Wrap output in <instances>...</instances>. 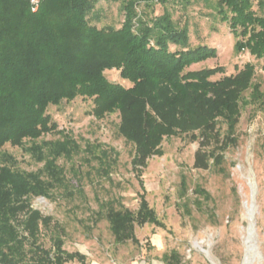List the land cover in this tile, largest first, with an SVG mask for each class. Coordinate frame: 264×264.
Listing matches in <instances>:
<instances>
[{
    "label": "trees",
    "instance_id": "trees-1",
    "mask_svg": "<svg viewBox=\"0 0 264 264\" xmlns=\"http://www.w3.org/2000/svg\"><path fill=\"white\" fill-rule=\"evenodd\" d=\"M99 1L0 0V264H65L73 259L86 264L85 254L65 249L64 225L34 208L32 199L50 198L58 188L72 194V178L78 181L74 189L82 188L77 169L84 162L97 163L99 174L109 176L119 152L102 142L84 146L59 129L50 105L82 96L92 99L96 117L118 114V132L134 149L131 163L142 190L140 204L133 210L115 199H99L96 216H106L116 242L140 244L137 226H166L150 206L142 178L149 158L164 154L163 140L184 135L198 141L193 166L224 170V152L238 141L243 93L252 89L253 99L264 104V90L254 82L256 65L250 61L230 74L224 65L188 69L216 57L218 49L192 46L186 22L173 18L176 8L205 3L213 9L211 16L229 25L236 38L234 51L248 50L264 68V0L258 2L260 12L254 0H106L121 3L124 19L119 27L98 25ZM157 3L163 12L151 14ZM113 68L132 85L109 80L105 71ZM218 73L223 75L214 79ZM55 131L62 136L40 140ZM7 143L23 147L43 164L36 170L21 168L4 150ZM76 156L83 161L69 178L59 159ZM181 189L185 195L186 175ZM195 192L211 198L201 185ZM184 205L190 212L186 201ZM178 257L177 251L165 254L169 260Z\"/></svg>",
    "mask_w": 264,
    "mask_h": 264
},
{
    "label": "rangeland",
    "instance_id": "rangeland-1",
    "mask_svg": "<svg viewBox=\"0 0 264 264\" xmlns=\"http://www.w3.org/2000/svg\"><path fill=\"white\" fill-rule=\"evenodd\" d=\"M259 1L254 0V8L260 12ZM97 8L101 18L97 22L99 26L121 25L124 14L120 1L100 0ZM212 11L202 2L186 10L176 8L173 11L175 20L188 25L192 46L208 44L218 49L216 57L194 63L188 69L224 65L225 73L230 74L250 61L256 65L254 82H259L264 90L262 60L248 50L236 53V38L229 25L211 16ZM162 12V5L157 3L151 14ZM105 74L111 81L132 85L116 68L106 70ZM222 75L218 73L213 78ZM251 91L243 93L236 129L238 141L224 152V170L214 165L209 169L195 168L194 154L199 142H190L184 135L165 138L162 142L164 154L149 158L142 174L146 197L166 226L148 223L137 226L140 244L116 242L106 216H96L99 199H115L117 204L121 202L137 210L142 190L132 169L133 145L118 132V114L96 117L91 111V98L78 96L71 101L64 100L59 105H50L48 111L59 129L72 134L84 146L91 141L115 147L119 152L117 162L109 176L99 174L97 163L84 162L77 169L82 174V188L74 189L72 184L77 185L78 181L72 177L83 161L82 156L60 158L67 177L72 178V194L58 188L50 198L34 197L32 206L64 225L65 249L85 254L86 264H264V104L254 100ZM220 126L223 132L227 131L226 123L221 122ZM61 136L55 131L43 135L40 140ZM4 150L13 154L23 169L36 170L43 164L23 147L7 143ZM182 175H186L188 183L185 195L181 189ZM196 185L209 191L211 198L205 199L196 193ZM198 199L200 204H197ZM185 201L190 212L184 208ZM19 228L27 234L22 223ZM48 238L44 236L42 240L50 246ZM173 251L179 253L178 260L166 259L165 254ZM65 264L82 263L73 259Z\"/></svg>",
    "mask_w": 264,
    "mask_h": 264
}]
</instances>
